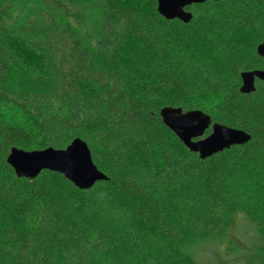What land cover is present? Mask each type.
I'll use <instances>...</instances> for the list:
<instances>
[{
    "label": "trees",
    "instance_id": "16d2710c",
    "mask_svg": "<svg viewBox=\"0 0 264 264\" xmlns=\"http://www.w3.org/2000/svg\"><path fill=\"white\" fill-rule=\"evenodd\" d=\"M157 6L0 0V264H264V82L242 92L264 70V0H209L189 23ZM165 107L251 139L202 160ZM77 138L108 178L88 190L8 163Z\"/></svg>",
    "mask_w": 264,
    "mask_h": 264
},
{
    "label": "water",
    "instance_id": "95a60500",
    "mask_svg": "<svg viewBox=\"0 0 264 264\" xmlns=\"http://www.w3.org/2000/svg\"><path fill=\"white\" fill-rule=\"evenodd\" d=\"M207 1L209 0H157V11L162 17L167 20L178 19L184 23H189L192 20L193 15L190 11L187 10V8L193 5L203 4ZM257 54L264 59V40L257 46ZM242 78V92L250 93L255 90V82L257 79L264 82V70H253L245 72L242 74ZM177 112L181 113L182 115L195 112L201 116H204L211 121L208 129L211 128V132L216 128L223 130L224 139L212 140L210 136L206 135V132L208 130L206 129L204 136L208 138L209 142L205 143V141L200 137L188 136L186 133L178 131L177 128L173 127L166 119V114ZM160 116L165 126H167L179 138L184 146L189 149L190 152L198 154L200 159L202 160L210 158L215 154L223 152L224 150L230 149L233 146L244 145L251 139V136L243 130L231 128L219 123H213L211 117L200 110H191L184 112L182 108L165 107L161 110ZM73 144L82 145L89 152L91 167L95 169L94 178L93 176H84L77 173L69 174L66 171H62L59 165L55 163V157L51 155L61 150H57L54 148H47L45 150L31 152L14 148L12 149L8 157V163L15 170L18 177L35 179L43 171L55 172L63 175L67 180L72 182L80 190H88L92 188L97 182L108 180L107 176L103 174L94 164L90 149L86 142H84L80 138H77L67 148H69ZM67 148L63 150H67ZM23 157H43L44 159L40 163H43L45 166L41 167L39 163L30 166H19L20 161Z\"/></svg>",
    "mask_w": 264,
    "mask_h": 264
},
{
    "label": "snow or ice",
    "instance_id": "6c2138e0",
    "mask_svg": "<svg viewBox=\"0 0 264 264\" xmlns=\"http://www.w3.org/2000/svg\"><path fill=\"white\" fill-rule=\"evenodd\" d=\"M166 119L178 131H182L188 136L200 137L205 143L209 142L208 138L204 136V133L208 129L211 121L204 116L195 112L183 115L177 112L166 114ZM208 136L212 140L224 139L223 130L218 128L209 132ZM51 155L55 157V163L59 165L62 171H66L69 174L77 173L84 176H93L94 178L95 169L91 167L90 154L82 145L73 144L67 150H61ZM43 159V157H23L19 166H30L39 163L43 167L45 165L40 163Z\"/></svg>",
    "mask_w": 264,
    "mask_h": 264
},
{
    "label": "rangeland",
    "instance_id": "374dc122",
    "mask_svg": "<svg viewBox=\"0 0 264 264\" xmlns=\"http://www.w3.org/2000/svg\"><path fill=\"white\" fill-rule=\"evenodd\" d=\"M82 9H84V8H83V7L73 8L74 11H82ZM21 11H22V9L17 10L16 12H14V13L12 14V20H11V22L17 19V17L21 14ZM72 20H73V19H72ZM85 23H86V22H85ZM85 23H83V29H84V31H86L87 34H88V26H87V24L85 25ZM80 26H81V25H80ZM243 229H244V228H243ZM201 251L204 252V250H200V252H201ZM221 256H222V255H221Z\"/></svg>",
    "mask_w": 264,
    "mask_h": 264
}]
</instances>
